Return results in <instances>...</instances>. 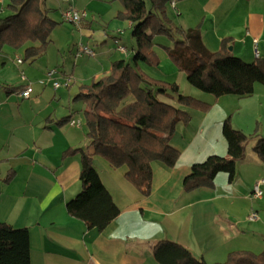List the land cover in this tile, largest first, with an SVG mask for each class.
<instances>
[{"label":"crops","instance_id":"0c3cea01","mask_svg":"<svg viewBox=\"0 0 264 264\" xmlns=\"http://www.w3.org/2000/svg\"><path fill=\"white\" fill-rule=\"evenodd\" d=\"M8 2L0 0V20L11 13L6 8ZM70 4L80 10L89 7L88 1L73 0ZM172 4L182 14L195 10V25H199L202 42L209 51H218L226 39L231 54L244 62L264 58V0H181ZM64 6L57 19L46 9L58 25L40 59L30 63L24 60L22 49L0 50V222L27 230L30 264H157L152 247L159 241L177 243L207 264L223 263L235 251L262 252L264 185L260 199L252 197V189L257 181L264 180V162L252 151L255 141L249 152L246 150L245 159L236 165L231 183L225 173H219L213 188L185 191L182 186L193 164L211 155H227L222 136L226 119L243 133L253 126V133L264 139L256 120L254 127L250 117H239L240 111L263 116L262 85L255 84L248 98L199 95L198 100L209 103L210 109L185 110L190 119L176 126L169 142L179 158L173 168L151 164L147 196L124 179L126 168L113 169L105 160L92 156V165L119 215L98 232L67 214L66 203L81 190L80 155L70 152L86 149L89 144L86 131L72 112L71 101L75 103L81 85L108 74L113 62L131 63L134 45L124 47L125 53L119 51L118 47H123L119 44L121 24L113 26V36L105 31L96 33L89 16L79 28L67 24L61 19ZM106 38L113 44L104 46ZM71 39L75 42L74 54L69 48ZM91 42L97 44L96 49ZM81 46L90 48L94 56H77ZM64 48H69L67 56ZM141 70L151 76L145 65ZM51 71L54 73L48 77ZM56 82L60 84L57 88L53 86ZM28 85L32 93L23 99L19 92ZM163 96L160 98L166 102L176 99L167 93ZM68 117L79 126L70 122L57 125ZM10 174L11 180L4 182ZM252 212L258 217L255 222L247 219Z\"/></svg>","mask_w":264,"mask_h":264},{"label":"trees","instance_id":"16d2710c","mask_svg":"<svg viewBox=\"0 0 264 264\" xmlns=\"http://www.w3.org/2000/svg\"><path fill=\"white\" fill-rule=\"evenodd\" d=\"M174 0H119L123 6L121 18L131 27L134 55L131 63L118 60L111 64L108 74L89 84L81 85L74 101L84 106L86 149L71 151L81 159L80 192L66 203L67 214L81 221L87 229L102 232L119 215V209L103 185L92 165V156L104 159L111 168H126L124 179L141 195L147 196L151 186V164L160 163L173 168L179 153L169 142L176 126L187 123L190 114L159 100V95L171 91L177 102L185 107L206 112L209 103L178 93L177 85L155 80L141 70L142 65L157 67L159 58L153 39L163 35L174 39L172 48L166 47L170 61L183 72L186 82L194 89L213 98L234 96L248 98L255 84L264 86V58L246 63L228 51L223 40L216 52L203 44L199 27L183 30L173 27L167 18V6ZM11 12L0 20V50L9 47L23 49L24 60L37 61L46 53L50 36L58 25L40 0H9ZM70 117L57 125L68 124ZM227 155L208 156L189 168L183 179V189L213 188L217 174L225 173L231 183L236 165L246 157V147L255 140L252 151L264 162V139L256 134L246 135L234 129L229 119L222 126ZM67 154V153H66ZM12 174L4 182H9ZM157 264H207L195 258L189 250L171 241H159L152 247ZM0 264H30L29 238L26 229H14L0 222ZM264 264V250L260 253L235 251L223 263Z\"/></svg>","mask_w":264,"mask_h":264},{"label":"rangeland","instance_id":"374dc122","mask_svg":"<svg viewBox=\"0 0 264 264\" xmlns=\"http://www.w3.org/2000/svg\"><path fill=\"white\" fill-rule=\"evenodd\" d=\"M81 3H89V7H83L84 9L80 8H75L74 6L73 9H75L76 11L82 12L85 11L86 12V16L88 17V22H91L92 24V29L96 32V33H100L101 35L103 34V31H105L107 36H113V26L115 24H121L122 27H118V32L122 31L121 33V37H120V42L119 44H121L123 47L130 49L131 45H134V41L132 40L131 37V31L129 29V25L130 23L124 19L121 18L119 16V13L123 12V6L121 4V2H119V0H78ZM181 0H174V2H179ZM41 2V6L44 9L47 10H51V17L57 19L58 18V11L64 6V3L62 2V0H40ZM65 7V6H64ZM64 9V8H63ZM180 10L176 8H174L172 5H168L167 6V18L170 22V24L173 27H180L183 30H188V29H193L195 27H199V25H195L197 22V17H196V13H194L193 11L195 10H190V13L187 14V12H184V14H182ZM8 15V13H6ZM182 14V15H181ZM6 15V16H7ZM67 23V22H66ZM71 26L74 27V25L67 23ZM122 28V29H121ZM53 34V33H52ZM76 38V37H75ZM96 39H100L101 37L96 36ZM107 43L104 46H109L111 44H113L112 40L109 38H106ZM180 40V38L177 35H174V39H170L167 38L163 35H157L154 37L153 42L155 44L154 50L159 58V65L157 67H150L145 65L147 71L149 72V74L151 75L150 77L155 79V80H160V81H164V82H168V83H175L178 87V93L179 95L182 96H190L193 97L195 99L199 98V95H204V96H209L212 97L211 95L208 94H204L202 92H199L198 90L192 88L185 79V75L183 72H180L177 70V68L173 65V63L170 61V58L167 54V50L165 49L166 47L168 48H172L174 45L175 41ZM74 39H71V44L69 45V48L71 47V52L74 54L75 53V47H73L74 44ZM77 43H79V41H77ZM92 44V42H91ZM93 48L96 49V46H94L95 44L93 43ZM99 46V43H98ZM116 46V45H114ZM69 48H64L63 51L65 53V55H68V50ZM57 49V46H54V50ZM98 49V48H97ZM115 49V47L113 48ZM22 53H23V49H22ZM149 76V75H148ZM256 85H260V84H256ZM261 86V85H260ZM75 91V88H74ZM168 94V96H173L176 99L175 100H167L163 101L161 100L160 97H164L163 95H159V100H161L164 103H167L171 106L174 107H180L183 110L186 109H191L190 107H185L182 106L181 104H179L177 102V97L175 94H173L171 91H167L166 92ZM71 101V107L74 106V109L72 110V112L74 111V114L77 118H79L82 127L85 130V119H84V106L79 103V102H73ZM78 106V107H77ZM75 107L78 109V112H76ZM249 114H251V112H246V111H240L239 117H244V118H248L250 117V119L252 120V124L254 123V127L256 126L255 122L253 121H257V127H260L263 129L264 131V111H263V116L261 118L258 117H253V116H249ZM258 116V115H257ZM235 117V116H234ZM239 121L242 123V118L239 119ZM251 122V121H250ZM250 131H246V135H254L256 133H253V126L250 127ZM252 135V136H253ZM255 141V140H253ZM251 142L252 140H250V142L247 144L246 150L248 149L249 152V148L251 147ZM254 143V142H253ZM101 158V157H100ZM102 159V158H101ZM104 160V159H103Z\"/></svg>","mask_w":264,"mask_h":264},{"label":"built area","instance_id":"2783aa9c","mask_svg":"<svg viewBox=\"0 0 264 264\" xmlns=\"http://www.w3.org/2000/svg\"><path fill=\"white\" fill-rule=\"evenodd\" d=\"M62 1L66 5H65L64 9H62V11H61V19L64 22L70 23V24L74 25L75 27L79 28L81 23L86 18V12L85 11L79 12V11H76L75 9H73L72 5L70 4V3H72L73 0H62ZM118 49L122 53L126 52L124 47H118ZM80 55L94 56V52L86 46H81L78 53H77V56H80ZM18 62H21V61L18 60ZM53 73H54V71H51L47 74V76L51 77V75ZM53 86L55 88H57L60 86V84L58 82H56L53 84ZM31 93H32V87L30 85H28L19 92V96L23 99H28L30 97ZM70 125L71 126H74V125L79 126V122H77V121L71 122L70 121ZM263 185H264V180H259L254 184L253 189H252V197L253 198L260 199L262 197L261 186H263ZM247 219L250 222H255V221H257L258 217H257L256 213L252 212L248 215Z\"/></svg>","mask_w":264,"mask_h":264},{"label":"water","instance_id":"95a60500","mask_svg":"<svg viewBox=\"0 0 264 264\" xmlns=\"http://www.w3.org/2000/svg\"><path fill=\"white\" fill-rule=\"evenodd\" d=\"M231 50H232V49H231V47H229L228 51H230V52H231Z\"/></svg>","mask_w":264,"mask_h":264}]
</instances>
